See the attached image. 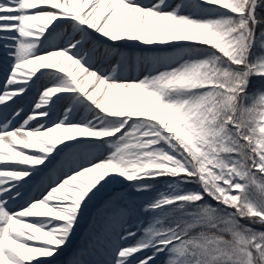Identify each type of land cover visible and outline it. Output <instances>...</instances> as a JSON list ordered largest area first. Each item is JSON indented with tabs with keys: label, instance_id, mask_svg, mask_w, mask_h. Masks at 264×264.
Instances as JSON below:
<instances>
[{
	"label": "snow or ice",
	"instance_id": "snow-or-ice-1",
	"mask_svg": "<svg viewBox=\"0 0 264 264\" xmlns=\"http://www.w3.org/2000/svg\"><path fill=\"white\" fill-rule=\"evenodd\" d=\"M0 55V264L113 188L64 264H264V0H0Z\"/></svg>",
	"mask_w": 264,
	"mask_h": 264
},
{
	"label": "rangeland",
	"instance_id": "rangeland-1",
	"mask_svg": "<svg viewBox=\"0 0 264 264\" xmlns=\"http://www.w3.org/2000/svg\"><path fill=\"white\" fill-rule=\"evenodd\" d=\"M140 2L146 3V2H148V0H140ZM128 51L138 53L140 51V49H129ZM143 74H144L143 72L140 73L141 76H143ZM129 79H131V77H129ZM3 83H4V75H2V77H0V87L3 86ZM256 83L257 82L254 80L253 84H256ZM30 93H32L34 97L28 103L22 117L15 121V123L13 124V127L17 126L21 122V120L29 114L34 102L38 99V95L36 94V90L34 88L30 89ZM25 101H26V99H23L20 104L16 105L15 107H12L9 110V114H11V112L16 110V109L23 108V105H24L23 103H25ZM115 190H122V189L113 188L110 190H105L97 196V198L93 202L92 206H90V208L87 210V212L85 213V215L81 219L78 227L75 229L73 237L70 239L68 246L59 253L60 254L59 257L54 258L52 260V264H64V261H66L68 259V257L71 255V253L76 248L87 244V239H86L87 232H86V230L88 229L89 222L92 218L93 212L102 203V201L104 199H107L111 195L112 191H115ZM15 207L19 208L17 205ZM132 242H133L132 240L128 241V243H132ZM162 258L163 257H160V259H162Z\"/></svg>",
	"mask_w": 264,
	"mask_h": 264
}]
</instances>
